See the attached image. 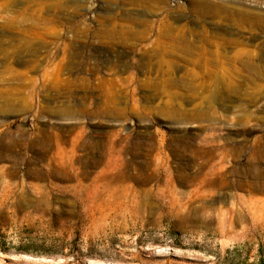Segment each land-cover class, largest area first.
Returning a JSON list of instances; mask_svg holds the SVG:
<instances>
[{
  "label": "rangeland",
  "instance_id": "rangeland-1",
  "mask_svg": "<svg viewBox=\"0 0 264 264\" xmlns=\"http://www.w3.org/2000/svg\"><path fill=\"white\" fill-rule=\"evenodd\" d=\"M74 1L49 12L50 34L96 36L130 8ZM190 1L152 18L217 56H174L163 73L145 40L0 42V264H264V0H210L259 14L258 29L198 18ZM58 164L84 176L60 180ZM152 171L161 181L94 182ZM170 191L178 203L159 198Z\"/></svg>",
  "mask_w": 264,
  "mask_h": 264
},
{
  "label": "bare ground",
  "instance_id": "bare-ground-1",
  "mask_svg": "<svg viewBox=\"0 0 264 264\" xmlns=\"http://www.w3.org/2000/svg\"><path fill=\"white\" fill-rule=\"evenodd\" d=\"M71 3L77 7H82L86 3V0H76ZM127 3L130 6L129 10L125 11L118 21L111 19L107 25L101 26L97 30L96 36H90V34L87 36L86 32L80 30L78 27L76 29L75 25H70L66 27L70 36L65 38L56 33H49V29H52L51 25L56 24L55 19L51 18L49 12L58 9V0H0V28L2 31L0 34V42L76 41L82 39L83 36L107 43L117 42L120 44H130L145 40L149 43L143 53L144 57L154 61L153 68H156L162 73L166 71L162 63L169 58H175L174 56H181L188 62H192V60L209 61L217 56L216 50L209 51L202 47L207 46V44H214L216 47V43L209 40L201 41L204 43L194 41L193 37L197 34L191 31L189 33L183 32L169 26L163 19L157 20L152 18V15H155V10H162L165 7L166 0H127ZM235 3L237 2H231L230 4L224 1L192 0L190 1V6L193 15L198 18L208 15L207 17L213 20H218L220 23L237 28L247 26L258 29V21L262 17L249 8L234 5ZM137 28L140 29L138 30ZM226 34H229V28L225 26L221 31L215 30L214 37L221 38ZM256 43H258L257 48H259L261 42L256 41ZM250 58V52L244 49H238L231 57V59L240 61L249 60ZM194 69L200 70L203 68L202 66H197ZM57 166V173L56 171L54 173H56L55 175L60 180L76 179L78 181L80 177L84 176L83 174H71V171L68 170L66 165L60 166L58 164ZM128 179L139 183H146L152 180L159 182L162 178L159 173L156 174L152 171L150 174L140 176L104 174L102 176H96L94 182L121 184V182ZM179 181L182 183L191 181L195 184L197 179L196 177L189 178L182 176L179 178ZM169 187L173 189L169 182H166V188ZM159 198H170V202L172 203H178L180 201L173 191H170L167 195H159ZM197 199H201L198 193L188 197L187 202ZM242 220L243 218L241 216L233 217L231 220L224 219L221 224V229L223 230L227 224L229 228H232L237 223H242ZM223 231L228 232L229 230Z\"/></svg>",
  "mask_w": 264,
  "mask_h": 264
}]
</instances>
